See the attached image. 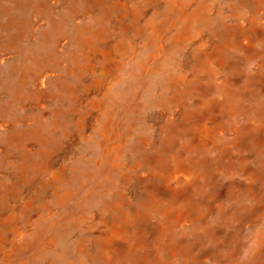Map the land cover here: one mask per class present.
<instances>
[{"label": "rangeland", "instance_id": "rangeland-1", "mask_svg": "<svg viewBox=\"0 0 264 264\" xmlns=\"http://www.w3.org/2000/svg\"><path fill=\"white\" fill-rule=\"evenodd\" d=\"M0 226V264H264V0H0Z\"/></svg>", "mask_w": 264, "mask_h": 264}, {"label": "bare ground", "instance_id": "bare-ground-1", "mask_svg": "<svg viewBox=\"0 0 264 264\" xmlns=\"http://www.w3.org/2000/svg\"><path fill=\"white\" fill-rule=\"evenodd\" d=\"M106 4V3H105ZM225 13V12H224ZM37 23V22H36ZM7 24L10 26V31H11V29H12V27H11V25L13 24L12 22H10V21H8L7 20ZM173 24V23H172ZM20 36V34H18V35H15V34H13L12 35V37H11V39H10V43H12V44H14V43H16V40L18 39V37ZM143 50V49H142ZM63 76V75H62ZM101 101H102V98L100 97V99H99V103L101 104ZM79 116H78V118H77V122H78V125L79 126H81V124H80V122L82 121V119L83 118H85L84 117V115L83 114H78ZM203 123V122H202ZM204 130V129H203ZM204 135V134H203ZM74 140V139H73ZM108 146V147H107ZM106 147H105V149L106 150H112L113 151V153H114V155L117 157V158H119V157H122V155H123V151L121 152V150H122V146H121V143H118V144H116L115 146L114 145H107ZM58 162V161H57ZM127 175H128V178H132V176L127 172ZM60 176H59V174L57 173V174H55V178H59ZM88 181V180H87ZM6 221H8L7 222V226L11 223V221L9 220V219H6ZM0 228H1V226H0ZM18 227H15V231H16V233L17 234H20V230L19 229H17ZM3 229H0V246L2 245V244H4V242H6V237L5 236H7V235H4L3 234ZM109 237H111V236H109ZM46 249H47V251H52V250H54L53 251V254H52V256H50V255H48L47 257H46V261H47V264H55V262H57V261H59V260H61L62 258H63V253L61 252V250L59 251V249H58V246L57 245H54V243L53 242H50V243H48V245H47V247H46ZM52 253V252H51ZM55 254L57 255V256H55ZM55 259H56V261H55ZM80 264V263H79Z\"/></svg>", "mask_w": 264, "mask_h": 264}]
</instances>
